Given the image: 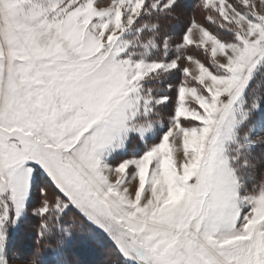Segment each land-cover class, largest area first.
<instances>
[{
  "label": "snow or ice",
  "instance_id": "obj_1",
  "mask_svg": "<svg viewBox=\"0 0 264 264\" xmlns=\"http://www.w3.org/2000/svg\"><path fill=\"white\" fill-rule=\"evenodd\" d=\"M186 7L0 0V264H264V11Z\"/></svg>",
  "mask_w": 264,
  "mask_h": 264
},
{
  "label": "trees",
  "instance_id": "obj_2",
  "mask_svg": "<svg viewBox=\"0 0 264 264\" xmlns=\"http://www.w3.org/2000/svg\"><path fill=\"white\" fill-rule=\"evenodd\" d=\"M184 0V3L188 6L185 8V16L184 19L187 21V18L189 15H191V5L193 3V0ZM196 19H202L199 15H196ZM202 58V57H200ZM134 147L130 146V150ZM17 238H20L23 240L28 241L23 245V250L26 248V250L32 252L35 245H34V239H35V223L31 220L26 222L25 227L17 234ZM32 245V246H31ZM25 246V247H24ZM89 254L94 257L95 259L90 261H87V255ZM108 248L107 245L103 242L99 241H93V240H81L79 237L69 246L67 255L70 259L74 261H80V264H108V261L110 259L109 254L107 255ZM42 256L45 260H50L51 257L47 252H43ZM108 257V258H107ZM101 259L103 260L102 262Z\"/></svg>",
  "mask_w": 264,
  "mask_h": 264
},
{
  "label": "rangeland",
  "instance_id": "obj_3",
  "mask_svg": "<svg viewBox=\"0 0 264 264\" xmlns=\"http://www.w3.org/2000/svg\"><path fill=\"white\" fill-rule=\"evenodd\" d=\"M108 2V0H99V3H100V5L101 6H103L104 4H106ZM188 2H190V0L188 1ZM256 2H257V4H258V7L260 8V10L261 11H264V5H260L259 4V0H256ZM199 22H203V19H199L198 20ZM201 59H203V57L201 58ZM28 241H26V240H23L22 241V239H20V238H17L16 237V240H15V245H14V248H15V252H16V254H19V255H21V256H29L30 254H31V252L30 251H28V250H26V248L23 250V245H25V243H27ZM32 246V245H31ZM25 247V246H24ZM109 253L107 252V255H108ZM87 261H92V260H94L95 258L94 257H92L90 254H89V252H88V255H87ZM108 258V257H107ZM113 259H114V257H113ZM103 260L101 259V261L100 262H102ZM80 262V261H79ZM102 263H104V262H102ZM17 264H22V261H17ZM82 264V263H81Z\"/></svg>",
  "mask_w": 264,
  "mask_h": 264
}]
</instances>
